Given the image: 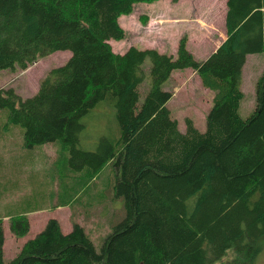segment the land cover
<instances>
[{
    "label": "trees",
    "instance_id": "1",
    "mask_svg": "<svg viewBox=\"0 0 264 264\" xmlns=\"http://www.w3.org/2000/svg\"><path fill=\"white\" fill-rule=\"evenodd\" d=\"M157 1L0 0V75L72 53L32 97L0 85L6 133L28 151L60 145L52 171L62 174L66 196L75 189L76 203L81 185L91 186L83 176L92 180L111 165L103 197L123 201L125 210L110 221L101 251L83 226L64 234L53 218L9 262L0 221V264H256L264 239V70L253 114L244 119L240 108L248 58L264 52V0H227L226 39L204 61L183 39L175 56L134 46L115 53L110 41L126 37L121 17ZM187 69L212 93L204 132L190 118L181 132L167 106L174 92L163 86ZM103 104L114 110L113 125L91 147L82 136L85 119ZM0 169L15 181L25 170ZM10 229L24 238L28 217L13 216Z\"/></svg>",
    "mask_w": 264,
    "mask_h": 264
},
{
    "label": "rangeland",
    "instance_id": "2",
    "mask_svg": "<svg viewBox=\"0 0 264 264\" xmlns=\"http://www.w3.org/2000/svg\"><path fill=\"white\" fill-rule=\"evenodd\" d=\"M226 11V0H179L176 3L173 0H158L154 4L141 3L136 5L131 15L122 16L120 19L121 26L126 31V37L121 41L111 40L110 44L113 51L120 54H124L134 46L138 49L154 48L162 53L175 56L183 39L194 57L202 61L210 56L226 37ZM71 56L70 51H59L37 61L27 70L5 71L0 75V85L14 87L23 98L32 97L38 91L41 79L52 68L64 65ZM145 66L148 71L144 86L149 91L152 84L149 60L146 61ZM263 70L264 52L248 58L242 86L245 97L240 108V115L244 119L251 116L256 107V84ZM163 89H170L174 92V97L167 106L171 110L173 118L178 121L181 132L186 131L187 118L192 119L200 131H206V117L212 105V93L203 87L195 71L187 69L175 73L172 80L165 84ZM144 98L145 95L141 97V102ZM8 116V110H0V134L6 133L5 125ZM113 118L114 110L105 104L94 109L85 119L87 126L82 133V136L86 135L85 142L89 146L95 147L96 141L101 135L111 132ZM10 132L12 131L10 130ZM11 140L13 143L19 141L17 137H13ZM59 148L60 145L50 147L52 155L55 154L54 162L61 155ZM51 174L52 198L48 203L38 205V208L46 207V209H42L45 210L44 212L34 213L28 217L32 228L24 238H34L45 229L47 222L54 218L59 220L64 234L69 233L74 224L83 226L96 249L101 251L105 237L110 231V221H113L115 215L122 208L125 211L123 201H108L103 197L107 184L114 175V168L111 165L107 166L92 180L83 174V179H87L91 186L81 185L82 192L79 194L80 198L77 203L74 199L75 189L73 193L68 192V196L64 194L65 188H63V182H60L62 174L56 171V168ZM70 175L78 177L75 178L77 181L82 177L73 173ZM66 176L69 175L66 174ZM72 182L74 179L70 178L64 181V184L70 186ZM20 194L27 193L16 191L15 188L10 191V195L15 198H18ZM29 195L32 197L31 192ZM65 197L68 199L64 201ZM67 201L69 205L64 206L63 210L55 208L58 203L63 205ZM3 229L5 233L2 246L3 257L5 262H9L16 256L17 240L21 238L13 235L10 223H4ZM262 248V252L256 259V264H264V239ZM216 264H221V262Z\"/></svg>",
    "mask_w": 264,
    "mask_h": 264
},
{
    "label": "crops",
    "instance_id": "3",
    "mask_svg": "<svg viewBox=\"0 0 264 264\" xmlns=\"http://www.w3.org/2000/svg\"><path fill=\"white\" fill-rule=\"evenodd\" d=\"M4 134L7 135V138L0 142V168L23 167L25 169L21 172V176L18 177V181L9 178V175L4 174L5 171L0 169V221L3 224H8L14 215H25L29 217L34 213L45 211L42 209H46V207L38 208V205L48 203L52 198L50 196L52 183L49 179L51 177L55 154L52 155L53 152L50 147L56 145H47L41 149L28 151L22 148L20 142L13 144L11 138H9L11 135L9 132ZM11 136L13 138V135ZM13 187H18L20 192L23 191L27 194H20L18 198H15L10 195ZM30 192L32 193V197L29 195ZM35 195H38V197H35ZM64 208V206H60L58 210H63ZM26 240L25 238L17 240L16 253Z\"/></svg>",
    "mask_w": 264,
    "mask_h": 264
}]
</instances>
